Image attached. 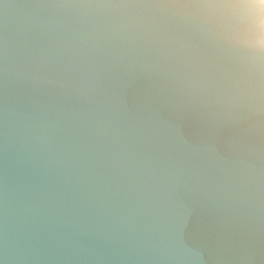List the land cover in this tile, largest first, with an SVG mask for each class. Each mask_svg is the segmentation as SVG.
<instances>
[{
  "label": "water",
  "instance_id": "water-1",
  "mask_svg": "<svg viewBox=\"0 0 264 264\" xmlns=\"http://www.w3.org/2000/svg\"><path fill=\"white\" fill-rule=\"evenodd\" d=\"M169 0H0V264H264L252 53Z\"/></svg>",
  "mask_w": 264,
  "mask_h": 264
},
{
  "label": "clouds",
  "instance_id": "clouds-1",
  "mask_svg": "<svg viewBox=\"0 0 264 264\" xmlns=\"http://www.w3.org/2000/svg\"><path fill=\"white\" fill-rule=\"evenodd\" d=\"M157 7L206 21L233 45L252 53L245 83L252 102L264 104V0H169Z\"/></svg>",
  "mask_w": 264,
  "mask_h": 264
}]
</instances>
